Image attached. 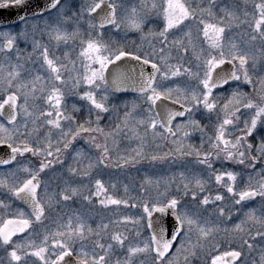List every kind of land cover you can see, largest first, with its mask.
<instances>
[{"label":"snow or ice","instance_id":"snow-or-ice-1","mask_svg":"<svg viewBox=\"0 0 264 264\" xmlns=\"http://www.w3.org/2000/svg\"><path fill=\"white\" fill-rule=\"evenodd\" d=\"M215 7L216 0H209L207 6L195 0H141L128 8L117 0H92L74 11L65 0H50L47 7L29 15L28 0H0V9L21 13L16 21H0V26L17 22L24 26L15 34L0 31V147L7 148L0 156V165L7 166L0 172V251L4 253L0 264H192L198 258L201 264H248L242 249L247 247L250 253L257 241L264 245V0L253 3L251 11L247 0L244 9L222 7L218 17ZM101 12L99 23H94L93 14ZM85 13L88 30L82 32ZM41 15L48 17L41 32L57 48L78 42L75 59L69 52L55 56L35 39L39 26L30 21ZM151 24L156 28L145 32ZM240 27L245 31L237 42L229 34ZM29 28L32 52L24 56L17 42L28 40ZM107 28L116 34L140 33L148 50L143 43L131 50L106 39ZM248 86L251 90L244 91ZM128 91L147 105L144 114L135 101L131 106L125 102L121 123L105 133L99 127L103 114L117 112L119 105L112 98ZM70 97L87 102L89 119L84 123L73 115L81 111L77 104L68 111ZM213 116L210 150L202 151L203 143L186 144L192 131L205 133L201 120ZM93 123L96 127H86ZM125 128L141 145L133 150L135 155L122 156L116 167L144 158L150 131L153 139L176 146L163 155H151L152 161L195 156L203 171H181L178 178L145 176L138 188L124 184L122 198L114 194L117 182L106 186L100 178L92 187H71L65 181L62 190L49 193L42 174L54 164H63L61 154L75 148L82 134H88V142L102 152L85 170L69 166L68 172L92 181V169L107 168L110 157L107 143H97L91 133L107 141ZM83 155V149L76 151L77 157ZM214 161L222 167L233 162L244 166V171L217 170ZM253 174L259 177L255 182ZM213 178L230 194L237 216H242L231 229H221L218 219L227 216L231 221V211L216 207V220L207 212L209 206L225 200L219 190L215 196L205 194ZM238 180L244 185L239 190ZM132 191L138 195H130ZM75 196L102 208L141 211L135 216L117 212V219L102 221L96 228L84 214H50ZM257 200L258 207H249ZM221 232L230 250H220L222 242L216 237ZM260 251L264 264V246Z\"/></svg>","mask_w":264,"mask_h":264},{"label":"rangeland","instance_id":"rangeland-1","mask_svg":"<svg viewBox=\"0 0 264 264\" xmlns=\"http://www.w3.org/2000/svg\"><path fill=\"white\" fill-rule=\"evenodd\" d=\"M92 0H66V3H70L73 7V10H77L79 8H81L82 6H86L87 4L91 3ZM118 3H123L125 8H128L132 5H139L141 3V0H117ZM255 2H259V0H247V8L249 11H251L252 9V4ZM196 4H200L203 3L204 6H207V4L209 3V0H195ZM225 6H237L240 9H244L245 8V0H216V7L213 9V11L215 12L216 16L218 17L219 15H222V13L220 12V8L225 7ZM120 13L122 14L123 9H119ZM55 15V13L53 14ZM88 15L87 13L84 14L83 20L81 22V31H86L88 30ZM24 26L21 27H11V28H4L0 31H11L13 32V34H15L17 31H19L20 29H22ZM149 28L155 29L156 25L151 24L148 25L145 28V32H147L149 30ZM30 30H32L31 28H29ZM72 30V28L70 29ZM245 31V29L243 27L240 28H234L233 31L229 34L231 36H235L237 39V42L240 41V33ZM105 34V38L106 39H112V40H117L120 43L123 44V42H125L124 44L127 45V47L129 49L135 50L137 48V46L141 45L143 43V48L145 51L148 50V46H147V42L141 41V34L138 32H134V31H121L118 34L115 33L114 29H107L104 32ZM171 39V37H170ZM78 43V42H77ZM129 43V44H128ZM17 45H19V40L17 42ZM74 51V50H73ZM76 52V51H75ZM13 55H15V53H13ZM175 62V61H173ZM244 91H250L251 90V86H248L247 88L243 89ZM119 98L115 99L112 98V103L114 104H118L119 105V109L117 112H110L107 114H103L104 115V121H105V128H104V132L107 133L109 131H112L115 126L117 124L121 123V119L123 117V113L125 111L123 105L125 102L129 103V106H131V102L132 100H126V101H121L119 102ZM222 102V101H221ZM137 104L141 105V102H136ZM141 115H143V108L141 109ZM198 119L200 118L199 116L197 117ZM201 124L205 127V133H201L199 130L196 131H192L191 135L187 138V140L185 141L186 144H192L195 145L197 147H199L202 143H203V148L202 151H208L209 149V142H208V136H211L213 134V128H214V124H215V116H213L211 119H203L201 120ZM134 125L130 123L129 127H133ZM143 127H140V129H142ZM239 134V133H237ZM131 131H129V129L125 128L122 131H120L115 137H109L107 139V141H105V143H107L108 147H109V156H111V158L116 157L117 160H121L120 158L123 157H127L129 155H135V153L133 154V150L134 149H138L139 146H137L136 148L131 146V142L133 137L131 138ZM141 136L144 135V129H143V134H140ZM95 136L96 135H92ZM104 137V136H103ZM105 140V137H104ZM136 142H138L139 144H141V141L139 139H137L135 137ZM139 140V141H138ZM115 141V143L113 142ZM258 142V137H257V141ZM112 145V146H111ZM164 146H166L167 150H165ZM176 146L173 145L170 141H165V140H161V139H153L151 132L149 131V134L145 137V143L143 145V151H144V158L140 159L141 163H139L140 167L136 166V167H131L133 170H131V173H126L123 172V168L124 169H131V168H127V167H120L119 172H111L112 170V164H109L107 168H103L102 172L105 174L111 173V179L113 175H135V178L132 177L133 180H138V181H142L143 178L141 177V180L139 179L140 177H138L139 174H145V169H148V167H145L143 161L144 160H149V172L145 175H149V177H152L153 179L156 178H168L171 176H177L178 178V174L181 171H186V170H191L193 172H202V166L196 165L195 164V160L196 157L192 156V157H185L183 159H177L174 156H169L164 160H156V161H152L150 159L151 155H163V153L168 152L170 149L175 148ZM132 148V149H131ZM147 158V159H146ZM115 159V160H116ZM216 168V167H215ZM217 169V168H216ZM52 171L50 170H46V172L43 174L46 177L47 180V184L49 185V191H50V184H49V172ZM205 178H207V173H204ZM106 178H109L108 175L104 176ZM213 182L214 184V178L213 180L210 182V186L208 188V191L205 194H209V190L212 188L211 183ZM141 182L137 183L140 184ZM211 187V188H210ZM242 188V187H241ZM163 189H161L162 191ZM239 190V189H238ZM50 193V192H49ZM51 194V193H50ZM202 198V197H201ZM260 204V201L257 200L255 203L250 204V207H258ZM100 213H98L97 215H91V212L88 213L87 217H90V219L88 220V222L92 225L93 228H96V226L98 224H100L102 221L104 223H107L110 219H117L118 216L115 214H111L110 211L107 210H100ZM103 212V213H102ZM207 212L208 213H214V210L209 206L207 208ZM58 213H62V214H67L68 212L65 211L64 209H60L58 211ZM74 212H72L71 214H73ZM80 214H82L83 212H78ZM140 212H136L135 215H139ZM51 215H55V213H50ZM71 214H67V215H71ZM126 215V214H124ZM133 215V216H135ZM214 216V214H213ZM212 216V218H213ZM239 219H241V217H238L237 214H234L233 219L231 221H225L224 223L221 222L220 223V228L224 229L225 227L228 229H231L234 224L239 222ZM247 227H252L251 224L247 225ZM146 235V233H145ZM216 239L218 241L222 242V246H221V251L224 250H230L227 244V239L224 237L223 232H221ZM257 243V247H255L253 249L252 252L249 253V250L247 249V247H244L242 249L243 253H244V259L248 262V264H260V255H261V251H260V247L264 246V245H260L259 241L256 242ZM235 246L237 247V250H241L239 247V241L236 242ZM215 254H219L218 252ZM4 255V253L2 251H0V256ZM192 264H201V260L195 259L193 260Z\"/></svg>","mask_w":264,"mask_h":264},{"label":"flooded vegetation","instance_id":"flooded-vegetation-1","mask_svg":"<svg viewBox=\"0 0 264 264\" xmlns=\"http://www.w3.org/2000/svg\"><path fill=\"white\" fill-rule=\"evenodd\" d=\"M65 2H66V0H65ZM119 13H120V10H118V14ZM53 14L54 13H52V15ZM46 19H48L47 16L41 15V16H38L35 20L30 21V23H34V24H37L39 26L34 33L35 39L40 40L42 44H46L49 47L50 52L53 53L55 56L63 57V54L65 52H69L71 54L72 58L75 59L76 54L79 51L78 43L73 45L70 42L68 47H65L63 44H61L59 46V48H57L54 41H50L46 34H42L41 29H43L44 21ZM88 19H89V16H88ZM93 22L96 23L95 20ZM21 26H23V24L17 23L16 25H13L11 27H21ZM11 27H5V28H11ZM70 29H71V27L69 28V30ZM107 29H109V28H107ZM82 32H84V31H82ZM32 38H33V32H32V30L29 29L28 40L27 41H25L23 39L19 40L20 46H18V48L20 49L22 55L26 56L27 54L32 52V44H31ZM124 43L125 42H123V44ZM114 98L115 99L119 98L120 99L119 102L126 101L129 99L132 100V102L133 101L141 102V99L137 95H130V94L124 95L123 94V95H116ZM77 100H78V98H75V97H70L67 100L68 111H71V105L72 104H74V103L77 104V107L80 108L81 111L78 113H73V115L76 116V119L78 122L84 123L86 120L89 119L88 104H87V102L77 103ZM40 106H43V105L40 104ZM142 108L146 109L147 105L142 103L140 105V109H142ZM91 119L93 121L95 120V112L92 113ZM177 122H179V121H177ZM89 126L93 127V128L96 127L95 123H93L92 125L86 124V127H89ZM99 127L103 128V129L105 128L104 115L102 116V120L100 122ZM44 131H47V129H44ZM138 131L140 134H143V128L140 130L138 129ZM91 135H96V142L97 143H100V144L105 143L103 135L96 133V132L91 133ZM132 137H133V139L131 142V146L136 148L137 146L141 145L138 142H136L135 136L131 135V138ZM56 138H57L56 135H54L53 139L55 140ZM164 148H165V150H167L166 146H164ZM80 149H83V152H84L83 157H77L76 156V151L80 150ZM101 152H102V149H96L94 146H92L88 142V134H82L81 137H79L78 140L75 142V148L69 149L67 152H63L61 154V159L64 161V163L63 164H54L53 167L51 168L52 171L49 172V184H50V191L49 192L50 193H56V192H59L60 190H62L65 187V181H67L68 185L71 187H79L81 185H88V186L92 187L94 185V179H96V178L102 179L105 182L106 186L108 184H110L111 182H117V189H116L114 194L117 195L118 197H121V198L124 197V191H123V185L124 184H128L130 188H138L139 184H137V183H139L141 181L133 180L132 177L135 178V175H113L112 179H111V173H108V174L103 173L102 172L103 168H93L92 169L93 180L89 181L85 177L73 176L71 173L68 172L69 166L76 167L78 169V171L85 170L86 166L88 165L90 160L95 161L100 156ZM133 154H134V151H133ZM109 157H110V159H108L106 161V163L108 165L112 164L111 172L112 171L113 172H119L118 168H120V167H116V165L118 163H122V161L117 160L116 157H115L116 160L114 158H111V156H109ZM139 163H141L140 160L138 163H136L134 165H128L127 168L136 167V166L140 167ZM143 163H144L145 167H148V169H145V174H147L149 172V160H144ZM214 167H216L217 170L228 169V170H233L236 172L244 171V166L234 164L233 162H224L223 167H222L221 163L214 161ZM259 168H260V166L258 165L257 171H259ZM134 169H132V168L131 169H124L123 168V172L131 173L130 171L131 170L134 171ZM6 170H7V166H3V165L0 166V172H4ZM145 174H139L138 175V177H140L139 179L141 180V177L144 179L145 176H149V175H145ZM103 175L104 176L108 175L109 178L103 177ZM247 175H248V172L245 171L244 172L245 181H247ZM41 178L47 183L46 177L43 174H42ZM258 179H259V177L256 176L255 174H253L254 182H255V180H258ZM212 184H213V182L211 183V186H212ZM241 187H244V185L240 184L239 180H238V189ZM93 190H94V188H93ZM218 190L220 191V193L222 195L225 196V200L222 204L217 202V205L210 206L214 210L213 219L214 220L217 219V215L215 212L216 207H224L226 213L228 211H231L233 213V216H234V214H236V208L232 207L233 201H232L230 194L226 193V189H224V188H222V187H220L214 183L212 188L209 190L210 191L209 193L212 196H215V194ZM109 191H110V194H113L111 189H109ZM84 194H88L87 191H85ZM130 195H138V192L132 191V192H130ZM0 198H3V196H0ZM249 207H250V204H249ZM60 209H64L65 211H67L68 212L67 214H71L72 212L78 213L79 211L83 212L82 214H84L86 216V218L88 216V213L91 212V215H97L98 213H100L99 212L100 210H107V211H110L111 214H115V215L117 212H119L121 215H124V214L135 215L136 212L141 211L140 209H133L130 207L125 208L124 206H120L119 209H117L115 206H109L108 208H102L98 204V202H94L91 205L84 202L80 196H75L71 201L62 202L58 207H56L54 209L53 213H55V214L58 213V211ZM241 218H242V216H241ZM218 219H219V223H221V222L224 223L225 221H227V222L229 221L227 219V216L219 217ZM127 227L131 228V225H128Z\"/></svg>","mask_w":264,"mask_h":264},{"label":"water","instance_id":"water-1","mask_svg":"<svg viewBox=\"0 0 264 264\" xmlns=\"http://www.w3.org/2000/svg\"><path fill=\"white\" fill-rule=\"evenodd\" d=\"M49 2H50V0H28V8L26 9V11L29 13V15H31V13H33V12H39L40 9L47 7ZM19 14H21V13L17 12L14 9H11V8L0 9V21H4V22H7L9 20L16 21L17 16ZM103 15H104L103 12H101L99 16H97L96 14H93L97 24L99 23L100 17ZM2 27L3 26H0V28H2ZM127 63H130V62H127ZM126 93H133V92L128 91ZM6 152H7L6 147H0V156L4 155V153H6Z\"/></svg>","mask_w":264,"mask_h":264}]
</instances>
